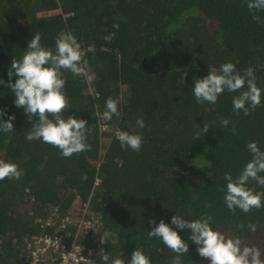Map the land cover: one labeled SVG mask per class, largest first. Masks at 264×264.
<instances>
[{
	"label": "trees",
	"instance_id": "16d2710c",
	"mask_svg": "<svg viewBox=\"0 0 264 264\" xmlns=\"http://www.w3.org/2000/svg\"><path fill=\"white\" fill-rule=\"evenodd\" d=\"M247 2L0 0V109L7 113L3 120L16 117L14 131L0 132V159L23 170L19 180L0 181V264H25L29 243L41 235L79 242L92 264H103L106 253L128 264L136 249L152 264H170L176 254L148 237L149 221L171 225L177 214L186 220L211 215L214 229L264 248V208L233 214L224 201L225 173L239 175L252 158L247 144L255 141L264 150V23L253 19ZM255 14L264 21V11ZM64 30L82 49L95 45L86 55L91 82L64 72L71 108L63 118L87 120L90 128L91 150L70 158L42 140L26 139L33 123L7 86L13 60L23 57L35 33L54 49ZM105 36H112L110 43ZM226 62L242 74L254 69L262 101L247 116L233 111L239 92L225 91L215 104L197 103L193 94L195 79ZM108 97L119 101L120 115L105 121L96 113L105 111ZM141 117L144 128L136 124ZM224 118L230 120L226 127ZM118 130L142 134L141 150L121 147ZM172 227L189 244L183 264H210L189 239L191 230Z\"/></svg>",
	"mask_w": 264,
	"mask_h": 264
},
{
	"label": "clouds",
	"instance_id": "9594fccd",
	"mask_svg": "<svg viewBox=\"0 0 264 264\" xmlns=\"http://www.w3.org/2000/svg\"><path fill=\"white\" fill-rule=\"evenodd\" d=\"M247 7L253 12V19L264 23L255 13L264 11V0H248ZM41 34L35 33L28 43V47L21 59H14L8 71L9 81L7 86L14 93V104L17 108H23L33 126L27 132L28 141L42 140L46 144L57 147L63 157L70 158L73 154L90 151L91 145L87 143L88 121L68 115L63 118V113L71 108L66 91V79L64 72H71L73 75H85L88 82L92 77L88 75L87 68L89 61L86 58L88 52H95V45H90L86 50L82 49L77 37L71 31H61L55 39V47H45L41 44ZM106 42H111L112 36L104 37ZM16 76L15 82L11 78ZM187 73L182 77L183 82ZM5 81L0 80V84ZM246 89V90H245ZM193 94L197 103L208 102L215 104L218 97L225 91L239 92L233 97V111L239 115L242 111L245 116L261 105L262 90L256 84V77L252 67L247 68L243 74L237 70L232 62H226L219 68L210 66V72L203 78L194 80ZM119 101L108 97L105 104V111L100 116L105 121L112 120L113 116H119ZM7 113L0 109V132L9 133L14 131L12 121L15 115H10L7 120L2 117ZM51 117V118H50ZM229 119H222V126L226 127ZM136 124L139 128L146 126L144 119L138 118ZM209 125L204 123L201 128L203 134L209 131ZM200 133H196V138ZM116 138L121 147L131 148L139 152L143 146L142 134L117 131ZM248 151L252 158L248 161L239 175L225 173L226 181L224 201L229 211L235 214L239 209L244 213H250L253 209L264 208V191H257L256 188H264V150L253 141L247 144ZM23 175L20 166L11 161L0 159V181L4 179L19 180ZM255 184V187L251 186ZM214 217L202 215L198 219L186 220L184 215H174L171 225L164 220H150L154 225L148 231L149 238H159L164 245L176 255L170 264H183L182 257L189 253V244L181 237L173 225L180 230H191L189 239L197 245V252L207 259L210 264H264V248L255 244L249 245L240 236H226L219 229H214ZM238 227L243 229L244 224ZM247 228L255 232L256 226L252 223ZM74 252V251H73ZM91 255V253H89ZM103 264H125L122 259H111L106 253L101 257ZM82 264H89L88 259L80 256ZM80 264V262H78ZM128 264H152L151 259L142 250L136 249L128 261Z\"/></svg>",
	"mask_w": 264,
	"mask_h": 264
},
{
	"label": "built area",
	"instance_id": "2783aa9c",
	"mask_svg": "<svg viewBox=\"0 0 264 264\" xmlns=\"http://www.w3.org/2000/svg\"><path fill=\"white\" fill-rule=\"evenodd\" d=\"M85 223L88 225L90 221L87 220ZM54 252L57 254L56 256L51 254ZM80 256L90 260L89 264H92L91 256L79 242L74 240L67 243L58 235H41L29 243L25 264H78V262L82 264ZM56 260L60 261L54 262Z\"/></svg>",
	"mask_w": 264,
	"mask_h": 264
},
{
	"label": "rangeland",
	"instance_id": "374dc122",
	"mask_svg": "<svg viewBox=\"0 0 264 264\" xmlns=\"http://www.w3.org/2000/svg\"><path fill=\"white\" fill-rule=\"evenodd\" d=\"M81 201H76L74 204H73V210L75 213H79L81 211Z\"/></svg>",
	"mask_w": 264,
	"mask_h": 264
}]
</instances>
